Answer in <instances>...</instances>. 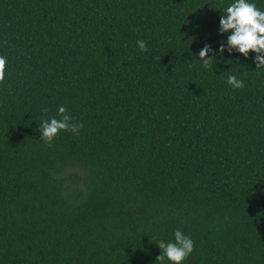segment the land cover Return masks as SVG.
Returning a JSON list of instances; mask_svg holds the SVG:
<instances>
[{
    "label": "trees",
    "instance_id": "16d2710c",
    "mask_svg": "<svg viewBox=\"0 0 264 264\" xmlns=\"http://www.w3.org/2000/svg\"><path fill=\"white\" fill-rule=\"evenodd\" d=\"M233 2L0 0V264H159L178 229L181 264H264V68L219 52ZM60 106L84 127L48 147Z\"/></svg>",
    "mask_w": 264,
    "mask_h": 264
},
{
    "label": "clouds",
    "instance_id": "9594fccd",
    "mask_svg": "<svg viewBox=\"0 0 264 264\" xmlns=\"http://www.w3.org/2000/svg\"><path fill=\"white\" fill-rule=\"evenodd\" d=\"M219 32L221 35L231 32L227 41H222L220 44L221 54L225 50L229 54L235 51L247 58L250 52H254L257 70L264 68V11H261L255 3H250L249 0H234L221 15ZM137 45L142 52L149 50L144 40H138ZM210 53L212 55H209ZM198 55L204 69H209L216 60V53L207 44ZM6 63V57L0 55V84L6 81ZM227 83L234 89H242L245 86L242 80L231 74L227 76ZM58 116L59 119L56 117L50 120L44 119L39 125L40 138L48 147H52L61 132L79 135L84 127L82 122H72L73 118L64 106L58 108ZM156 244L161 250V254L156 258L159 264H164L165 259L174 264H181L194 251V241L179 229L175 231L174 242L161 240Z\"/></svg>",
    "mask_w": 264,
    "mask_h": 264
}]
</instances>
